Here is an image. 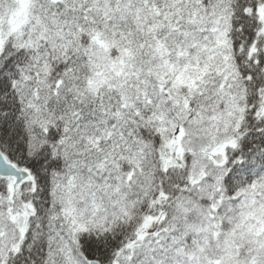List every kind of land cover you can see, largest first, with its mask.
I'll list each match as a JSON object with an SVG mask.
<instances>
[{
  "label": "snow or ice",
  "instance_id": "snow-or-ice-1",
  "mask_svg": "<svg viewBox=\"0 0 264 264\" xmlns=\"http://www.w3.org/2000/svg\"><path fill=\"white\" fill-rule=\"evenodd\" d=\"M0 264H264V0H0Z\"/></svg>",
  "mask_w": 264,
  "mask_h": 264
}]
</instances>
